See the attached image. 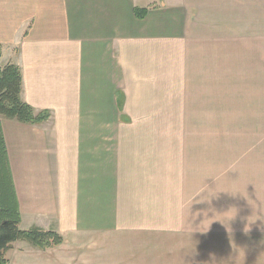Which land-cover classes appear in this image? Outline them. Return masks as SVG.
Masks as SVG:
<instances>
[{"label": "crops", "instance_id": "0c3cea01", "mask_svg": "<svg viewBox=\"0 0 264 264\" xmlns=\"http://www.w3.org/2000/svg\"><path fill=\"white\" fill-rule=\"evenodd\" d=\"M256 11L264 0H0V67L16 65L21 100L50 114L36 125L0 118L19 226L63 239L44 251L16 242L8 264H79L115 230H142L143 217L167 220L168 234L181 223L201 250L206 181L180 134L119 128L201 106L212 49L252 31ZM252 217L236 211V225L215 230L231 264H264V222Z\"/></svg>", "mask_w": 264, "mask_h": 264}, {"label": "rangeland", "instance_id": "374dc122", "mask_svg": "<svg viewBox=\"0 0 264 264\" xmlns=\"http://www.w3.org/2000/svg\"><path fill=\"white\" fill-rule=\"evenodd\" d=\"M255 17L252 31L235 30L227 36L233 40L224 41L218 51L212 49L215 59L199 79L207 89L206 97L199 99L201 106L173 109L174 122H124L119 128L180 134L175 142H184L191 164L201 166L197 178L206 181L208 233L201 237V250L198 237L181 233V223L168 234L163 231L167 220L143 217L137 219L142 230H115L101 248L80 252L87 258L79 264H231L228 253L214 242L221 237L216 232L237 224L230 218L236 211L254 216L246 219L249 224H263L262 213L249 211L252 201L264 202V11H256ZM131 222L128 219L127 225Z\"/></svg>", "mask_w": 264, "mask_h": 264}, {"label": "trees", "instance_id": "16d2710c", "mask_svg": "<svg viewBox=\"0 0 264 264\" xmlns=\"http://www.w3.org/2000/svg\"><path fill=\"white\" fill-rule=\"evenodd\" d=\"M145 9H136L135 15L143 19ZM0 47V59H1ZM22 78L19 68L13 64L0 67V118L22 124H42L50 118L49 112L35 113L21 98ZM20 212L8 164L6 146L0 123V264H8V253L16 242L47 250L62 244V237L53 231L38 227L20 229Z\"/></svg>", "mask_w": 264, "mask_h": 264}]
</instances>
